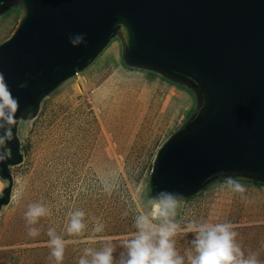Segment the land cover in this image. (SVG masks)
<instances>
[{"label": "rangeland", "instance_id": "374dc122", "mask_svg": "<svg viewBox=\"0 0 264 264\" xmlns=\"http://www.w3.org/2000/svg\"><path fill=\"white\" fill-rule=\"evenodd\" d=\"M3 10L0 46L26 12L21 0L8 5L5 15ZM124 52L125 34L117 29L89 64L39 95L17 120V154L7 141L0 146L10 173L0 174V264H55L49 227L69 241L62 264H78L85 248L101 249L103 237H111L118 260L122 239L135 231V210H146L157 156L203 116L198 89L193 95L177 89L160 72L130 65ZM227 178L215 177L183 197L176 219L182 227L192 220L233 223L245 254L256 253L264 264V181L234 177L247 188L241 199L222 190ZM36 202L47 204L51 215L35 225L40 235L33 238L24 212ZM75 209L86 213L87 228L68 236ZM92 217L104 224L103 232L93 233ZM191 239L187 232L176 237L181 254Z\"/></svg>", "mask_w": 264, "mask_h": 264}, {"label": "water", "instance_id": "95a60500", "mask_svg": "<svg viewBox=\"0 0 264 264\" xmlns=\"http://www.w3.org/2000/svg\"><path fill=\"white\" fill-rule=\"evenodd\" d=\"M21 1L26 12L0 46V72L20 102L17 120L89 64L123 22L130 65L183 80L204 97L203 116L157 156L152 195L187 197L215 177L264 181V0ZM13 2L0 0L1 14ZM76 34L85 43L73 46ZM12 130L7 142L17 154ZM0 156V174L10 178L9 159Z\"/></svg>", "mask_w": 264, "mask_h": 264}, {"label": "clouds", "instance_id": "9594fccd", "mask_svg": "<svg viewBox=\"0 0 264 264\" xmlns=\"http://www.w3.org/2000/svg\"><path fill=\"white\" fill-rule=\"evenodd\" d=\"M117 29L129 36L127 26L119 22ZM73 46L85 43V37L76 34L70 38ZM21 84L20 87H26ZM20 102L14 97L5 75L0 72V146L13 138V126L17 124L16 113ZM3 157L0 156V159ZM222 190L238 194L246 199L247 188L236 178L229 176L221 186ZM181 196L165 190L152 196L146 203V210H135L133 225L135 231L131 236L122 239L124 251L118 260L114 256V246L111 237H103L105 241L99 250L88 247L83 250L78 264H262L256 253L245 254L237 241L238 233L235 225L229 221L208 222L192 220L183 227L177 221V209ZM127 215V213H125ZM51 215L50 207L43 202L31 203L24 212L27 231L30 237L40 235V229L35 227L41 218ZM86 213L75 209L69 213L66 223L68 236L83 235L87 224ZM94 221L93 233H101L104 224L99 219ZM187 232L192 234L191 246L181 254L176 247V237ZM47 245L50 249V259L55 264H62L68 240L57 233L56 228L47 229Z\"/></svg>", "mask_w": 264, "mask_h": 264}, {"label": "trees", "instance_id": "16d2710c", "mask_svg": "<svg viewBox=\"0 0 264 264\" xmlns=\"http://www.w3.org/2000/svg\"><path fill=\"white\" fill-rule=\"evenodd\" d=\"M156 73V72H155ZM163 79L166 80L169 84H171L172 86L176 87L177 89H180V90H185L187 91L189 94H194L193 93V88L192 86H190L189 84H187L186 82H184L183 80H179V79H176V78H173V77H167L165 75H162ZM226 176H223L221 178H225ZM232 177V176H231ZM152 183L150 185V195H149V198H151L153 195H152Z\"/></svg>", "mask_w": 264, "mask_h": 264}, {"label": "crops", "instance_id": "0c3cea01", "mask_svg": "<svg viewBox=\"0 0 264 264\" xmlns=\"http://www.w3.org/2000/svg\"><path fill=\"white\" fill-rule=\"evenodd\" d=\"M14 15H15V14L13 13V14H12V17H13ZM14 17H15V16H14ZM1 19H2V18H1ZM3 30H4V29H3Z\"/></svg>", "mask_w": 264, "mask_h": 264}]
</instances>
